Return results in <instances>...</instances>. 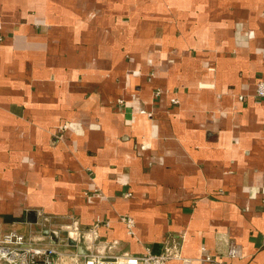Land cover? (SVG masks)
I'll use <instances>...</instances> for the list:
<instances>
[{"label":"crops","instance_id":"1","mask_svg":"<svg viewBox=\"0 0 264 264\" xmlns=\"http://www.w3.org/2000/svg\"><path fill=\"white\" fill-rule=\"evenodd\" d=\"M260 80L264 0H0V237L264 264Z\"/></svg>","mask_w":264,"mask_h":264},{"label":"built area","instance_id":"2","mask_svg":"<svg viewBox=\"0 0 264 264\" xmlns=\"http://www.w3.org/2000/svg\"><path fill=\"white\" fill-rule=\"evenodd\" d=\"M256 94L264 98V80L257 83ZM177 101L176 99L174 100ZM126 223L127 229L132 233L134 220L128 215L121 216ZM46 223H49L48 229L54 233L61 235L64 232L62 241L69 244V240L74 238L81 240L86 237L75 220L72 223L62 225L61 227L52 228L51 217L45 218ZM49 234V233H48ZM47 234V236H49ZM45 234H40V238ZM37 235L25 234L18 231H8L0 237V264H63L65 254L61 252L54 244L38 241ZM86 239V238H85ZM61 241V239H60ZM235 250L232 249V254ZM79 255L77 252L72 254L73 258ZM81 264H168V262L179 255L167 247L162 253H153L149 249L143 255H133L128 252L107 255L97 251L90 250L83 256ZM221 264V263H216Z\"/></svg>","mask_w":264,"mask_h":264}]
</instances>
